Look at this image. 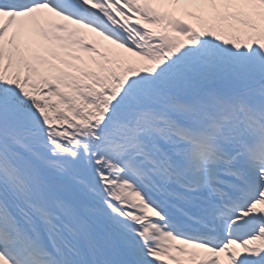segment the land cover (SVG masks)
Returning <instances> with one entry per match:
<instances>
[{"label": "snow or ice", "instance_id": "1", "mask_svg": "<svg viewBox=\"0 0 264 264\" xmlns=\"http://www.w3.org/2000/svg\"><path fill=\"white\" fill-rule=\"evenodd\" d=\"M0 264H264V0H0Z\"/></svg>", "mask_w": 264, "mask_h": 264}]
</instances>
